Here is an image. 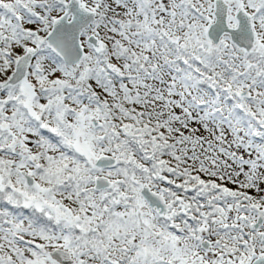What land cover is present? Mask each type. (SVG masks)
<instances>
[{
    "label": "snow or ice",
    "instance_id": "6c2138e0",
    "mask_svg": "<svg viewBox=\"0 0 264 264\" xmlns=\"http://www.w3.org/2000/svg\"><path fill=\"white\" fill-rule=\"evenodd\" d=\"M0 264H264V0H0Z\"/></svg>",
    "mask_w": 264,
    "mask_h": 264
}]
</instances>
